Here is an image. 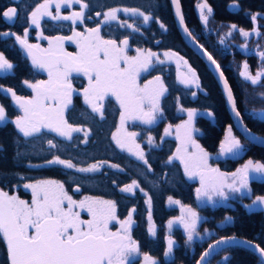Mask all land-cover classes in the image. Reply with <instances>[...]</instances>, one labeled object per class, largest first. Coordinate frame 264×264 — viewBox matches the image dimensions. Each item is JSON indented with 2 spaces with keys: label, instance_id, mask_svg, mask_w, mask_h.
Returning a JSON list of instances; mask_svg holds the SVG:
<instances>
[{
  "label": "trees",
  "instance_id": "16d2710c",
  "mask_svg": "<svg viewBox=\"0 0 264 264\" xmlns=\"http://www.w3.org/2000/svg\"><path fill=\"white\" fill-rule=\"evenodd\" d=\"M82 2L89 5L84 9L83 22L77 21L73 24L70 20H52L46 16L40 21L37 30H31L28 16L37 4L43 3V0H0V13L9 6L18 8V15L12 20L0 16V53L13 65L10 74L0 76V87L5 90L11 88L17 96L28 97L29 93L23 81L35 83L45 78V72L35 69L31 61L19 51L15 36H4V32L15 33L23 38L24 30L27 28L29 44L36 43L35 35L68 37L72 35L73 29L84 32L86 28L96 27L103 19L102 15L97 16L96 13L102 14L112 8L122 11L139 9L152 18L146 25L138 26L139 31L134 33L121 29L118 24L120 21L131 23L134 20L119 15L116 21L101 25V35L104 39H116L119 42L128 37L130 52L137 48L152 52H175L183 57L181 60L183 63L187 61V66L184 64L186 68L191 67L195 70L199 86L195 89L181 87L176 80L173 66L156 67L141 78V82H144L159 75L167 88L160 101L163 112L160 122L151 128L138 127L143 136H152L154 140L152 146L142 147L151 171L147 170L148 165L121 152L111 141L110 136L120 119L117 102L108 99L103 109V119L99 118L84 105L81 95L77 93L84 87L82 80L72 81L76 92L73 94L72 104L65 111V119L74 127H80L81 131L87 132L88 135L85 138L75 136L72 140H65L48 132H44L39 138H24L11 122L18 116V112L12 105L10 93L0 91V106L5 108L7 116V122L0 125V188L9 195H16L30 202V194L23 187L25 183L56 180L64 183L65 190L75 200L88 196L115 201L119 220L125 219L134 208L131 237L137 242L138 251L147 254L157 261V264H194L207 244L220 237L236 236L264 248V209L247 210L241 204L249 206L258 196H264V182L249 181L247 196L234 202L231 207L218 205L199 208L196 184L186 178L177 160L166 163L177 146L175 140L171 138L161 139L162 130L169 124L176 126L181 123L183 120L179 113L181 108L212 112L211 117L199 115L194 119V128L199 130L195 139L210 156L216 157L214 165L221 172L233 173L249 160L264 163V148L255 147L238 136L216 81L206 66L181 40L168 0H82ZM179 2L188 31L213 57L228 81L244 125L254 134L264 137V119L252 115V112L264 111V96L261 95L264 94V78L253 85L239 78L234 67L232 68L233 65L245 63L250 74L254 75L258 71L259 53L251 48L253 46L259 50L264 48V0H179ZM200 2H206L212 9L208 21V35L204 33L197 14L196 7ZM62 13L68 14L65 10ZM253 15L256 16L255 21L252 19ZM157 20L165 25L164 29L160 28ZM232 25H236L233 33L235 42H230L231 52L228 53L224 51L225 48L219 43V39ZM241 30L259 33L256 40L251 37L244 41L246 53H241L238 49L243 43L239 32ZM213 31L217 34L214 35ZM65 49L69 53H74L71 46H66ZM193 92L196 93L195 96L192 95ZM229 127L244 145V152L240 156L220 158L218 147ZM49 139L58 147L50 149L47 144ZM17 152L21 155L18 156ZM54 155L71 160L78 167H87L95 163L101 168L92 173H80L75 169H65L61 165H47L46 161L52 159ZM30 164L34 166L30 167ZM110 164L119 167L112 168L109 167ZM21 177L23 179H20ZM133 179L137 180L140 188H134L132 193H123L119 190L125 184H130ZM78 185L80 190L77 192L74 189ZM144 192L148 195L145 196ZM170 196L180 202L179 207L187 206L199 211L204 218L203 228L213 232L209 239L197 243L192 249L187 245L186 238L179 229L168 233V222L178 215V208L169 206ZM149 198L150 205L146 203ZM150 226L153 227L154 234L149 233ZM168 236L174 239L176 246L172 250V257L165 259V240ZM0 264H8L7 246L2 237ZM208 264H260V261L249 251L234 247L217 253Z\"/></svg>",
  "mask_w": 264,
  "mask_h": 264
},
{
  "label": "snow or ice",
  "instance_id": "6c2138e0",
  "mask_svg": "<svg viewBox=\"0 0 264 264\" xmlns=\"http://www.w3.org/2000/svg\"><path fill=\"white\" fill-rule=\"evenodd\" d=\"M176 6V15L180 18L183 25V17L180 13L178 0H172ZM55 5V15L49 11L50 5ZM73 4L80 5V11H74L70 15H61L62 5L71 7ZM87 3L82 0H43L35 6L28 16L30 25L40 26V18L43 16L51 17L52 20L77 21L83 22L85 15L84 9L88 8ZM201 11V20L207 22L208 15L212 9L207 3L198 4ZM204 9H207L205 14ZM121 9L112 8L102 14L97 12V16H103V19L97 23L96 27L86 28L84 32H77L73 29L72 35L68 37H38L47 39L48 48H41L38 44H29L27 40L28 29L24 30L22 38L15 33L4 32V36H15L16 41L27 52L31 59L32 66L35 69L47 73L46 80H38L31 83L27 80L23 84L31 89V97L17 96L11 89H3L12 96V100L22 115H18L11 121L19 133L25 138H39L44 134V130L56 133L60 137L71 139V133L80 132V127H74L65 119V111L72 104L73 94L76 89L73 88V78H87V86L83 88L82 95L84 103L91 109V112L98 114L103 119V109L106 99L115 98L120 108V124L116 131L112 133V140L121 150H127L148 165V171L151 166L145 158L141 145L135 142L138 133H126V137L120 135L123 132L125 121H140L144 125H152L163 115L160 101L161 97L167 92V88L161 76L157 75L152 80H148L143 86L137 81L142 73L149 72L153 63L164 64L156 53L137 48L135 56H129L127 49L129 47L128 37L119 40L104 39L101 35V25L110 21L117 20V12ZM125 13L139 15L143 17L146 24L152 18L139 9H123ZM18 15L16 6H9L0 13L6 20H12ZM253 21L256 16H252ZM159 23L160 28L165 25ZM120 27H127L133 31H139L133 24L124 21ZM233 29L236 25L231 26ZM184 31L188 33V29ZM191 35V33H188ZM241 35L247 37L249 33L241 30ZM71 41L75 43L78 51L73 54L64 50V42ZM223 42V41H221ZM204 54L212 64L216 61L206 51ZM164 56L168 60L176 59L177 63L183 60V57L177 53L167 51ZM264 59V53H261ZM155 58V61H154ZM187 66V61H184ZM13 65L0 53V70L12 69ZM219 71V65H216ZM191 79H183L181 83L195 84L199 86V80L195 70L188 67ZM245 80L251 81L256 85L262 76L264 69L258 71L255 76L248 72V65H244V70L240 72ZM221 80H224L223 73L220 74ZM224 90L227 93V101L232 106V111L237 118L241 114L236 109L233 93L227 82H224ZM196 95L195 92L192 93ZM264 96V94H261ZM184 111V109H179ZM195 110L188 109V119L182 124L175 126L176 140L178 141L176 151L170 155L166 163L179 160L183 165L184 173L189 178L199 177L200 187L196 189L198 200L206 201L211 204L215 199L227 200L230 194L240 193L248 188L250 173L264 174V163H254L249 160L242 168L228 174L221 172L218 168L209 165V153H207L193 138L194 132L199 131L191 126ZM212 116V112L207 113ZM7 116L5 108L0 106V122L6 121ZM242 123V121H241ZM172 125L169 124L164 129V137L171 135ZM245 131L249 130L245 127ZM88 133L85 132V137ZM252 140L256 137L252 136ZM163 140V137H161ZM131 141L134 147H128V141ZM86 142V140H85ZM149 145L154 144L153 137L147 139ZM47 144L50 149L58 147L53 140L49 139ZM243 145L232 135L231 127L226 132L225 139L221 141L220 153L238 155ZM17 155L21 153L17 152ZM47 165H61L65 169H75L80 173H92L99 169L98 164H90L87 167H78L71 160L61 159L59 156H53L46 161ZM33 167L34 165H29ZM109 167L118 168V165L110 164ZM123 171V169H120ZM20 179H23L21 177ZM115 183V182H113ZM23 187L31 191V201L20 199L16 195H9L7 191L0 188V237L3 238L7 246V256L9 264H130L131 258L138 252L137 242L132 239L130 229L133 225V213L131 209L128 216L119 220L116 215L117 205L113 200H105L94 197H84L82 200H75L65 190L64 183L56 180H38L34 183H25ZM134 188H140L137 180L133 179L130 184H125L119 190L123 193H132ZM79 191V185L74 189ZM143 191V189H140ZM147 196V192H144ZM168 200L172 204H179L170 196ZM259 202L264 205V196H258L253 203ZM150 205V198L146 200ZM187 209L188 220L185 219L184 210ZM182 215L179 222L184 225L188 235V240L193 239L196 233V226L199 217L197 213L187 206H182ZM86 212L89 219H81V213ZM230 219V218H229ZM151 220V215H149ZM115 221L120 225L116 231L109 228L110 222ZM175 221H169V227ZM149 233L154 234L153 227L148 228ZM198 235V233H197ZM235 237L222 238L215 244H209V249H214L220 244H226L235 241ZM259 253L260 264H264V248L259 245H251ZM173 241L168 240V249L165 252L167 256L172 250ZM206 251L197 261L202 264L204 258L208 255ZM144 259L150 264H155L152 258L145 254Z\"/></svg>",
  "mask_w": 264,
  "mask_h": 264
},
{
  "label": "rangeland",
  "instance_id": "374dc122",
  "mask_svg": "<svg viewBox=\"0 0 264 264\" xmlns=\"http://www.w3.org/2000/svg\"><path fill=\"white\" fill-rule=\"evenodd\" d=\"M201 3V2H200ZM200 3H198V4H200ZM198 4H197V14H198V17H199V20L201 21V23H202V25H203V28H204V33L206 34V35H208V33H207V28L209 27L208 26V21H209V18H210V16H211V14L210 15H208V20H207V22H205V21H202L201 20V11H200V9L198 8ZM63 10H65L66 12H68V14H63L62 13V11ZM81 9H80V5H78V4H73L71 7H67L66 5H62L61 6V9H60V14L63 16V15H70L72 12H74V11H80ZM49 11H51L52 12V14L53 15H55V5L54 4H52V5H50V7H49ZM204 12H205V14H207V9H204ZM117 18L119 17V15H122V16H124V17H127V18H131L132 20H134V21H132L131 23H128V24H133L136 28L138 27V26H142V25H146L144 22H143V17H141V16H139V15H133V14H131V13H125L124 11H118L117 12ZM46 16H43V17H41L40 18V21L42 20V19H44ZM116 21V20H115ZM110 22H112V21H110ZM109 22V23H110ZM114 22V21H113ZM122 22H124V21H120L118 24H119V26H120V24L122 23ZM30 28H31V30H37V27L35 26V25H30ZM121 29H124V30H128L129 32H136V31H133L132 29H129V28H127V27H120ZM215 29V28H214ZM234 30L235 29H233V28H231V27H229L228 29H227V31H225L224 33H222L223 34V36L221 37L220 36V39H219V43L221 44V45H223L224 46V48H225V52H231L230 51V47H231V44H230V42H235V41H233V33H234ZM214 33V35L215 34H217V33H215L216 31H213ZM240 33H241V31H239ZM257 33V32H256ZM221 34V35H222ZM259 34V33H258ZM38 37H40V36H37V35H35L34 36V38H35V40H36V43H34L33 45H36V44H38L41 48H48V46H49V43H48V40L47 39H43V38H38ZM241 37L243 38V43H241V45H239L238 46V49H239V52H241V53H246L247 52V49H246V45H244V41L245 40H248V38L250 37L249 35L247 36V37H245V36H243V35H241ZM27 39H28V36H27ZM221 41H223V42H221ZM41 44H44L45 45V47H44V45L42 46ZM248 44V43H247ZM66 46H71L73 49H74V53L73 54H75L77 51H78V49H77V47H76V45H75V43H72L71 41H65L64 42V50L67 52V50L65 49L66 48ZM237 46V45H236ZM264 47V46H263ZM251 49H253V51H255V52H257V53H259L258 54V57H259V59H260V64H259V68H258V71H261L262 69H264V59H262V57H261V53H264V48H262L261 50H259L258 48H256V47H252ZM130 48L128 47V49H127V54L129 55V56H135L136 55V51L134 50V51H132V52H130ZM145 51H147V50H145ZM260 51V52H259ZM154 53H156L157 54V56L159 57V59L160 60H164L165 61V63L164 64H158V63H153V65H152V69L150 70V71H152V70H154L156 67H161V66H173L174 67V69H175V72H176V80H177V82H178V84L181 86V87H183V88H189V89H195V88H197V85H195V84H192V83H189V84H184V83H181V80H183V79H185V78H187V79H191V74L188 72V68H186L185 67V65H184V63L182 62V61H179V63H177V61H176V59H172V60H168L165 56H164V53L165 52H154ZM154 61H155V58H154ZM244 65H245V63H240L239 65H231L232 66V68L234 67V69L236 70V73H237V75H238V77L239 78H241L242 80H244L245 82H250L251 83V81H249V80H245L242 76H240V72L241 71H243L244 70ZM11 71H12V69H8V70H0V76H5V75H8V74H10L11 73ZM149 71V72H150ZM257 71V72H258ZM149 72H146V73H142L141 74V76H140V78L138 79V81H137V83L140 85V86H143L148 80H152V79H148L147 81H144V82H141V78L143 77V76H145L147 73H149ZM248 72H249V69H248ZM256 72V73H257ZM249 74H250V72H249ZM250 75H252V74H250ZM256 74H254V75H252V76H255ZM44 76H45V78H44V80H46L48 77H47V73L45 72L44 73ZM262 78H264V76H262L261 77V79ZM73 79H78V80H82L83 82H84V87H86L87 86V78H85V77H82V76H80V77H75L74 76V78ZM260 79V80H261ZM83 87V88H84ZM26 89H27V92L29 93V96L28 97H31L32 96V91H31V89H29V88H27L26 87ZM82 90L83 89H81L80 91H77V93L78 94H80L81 95V98H82V100H83V103H84V98H83V95L81 94L82 93ZM166 94V93H165ZM164 94V95H165ZM163 95V96H164ZM163 96L161 97V99L163 98ZM10 98H11V100H12V96H11V94H10ZM27 98V97H26ZM108 99H114L115 100V98L114 97H112V98H108ZM107 101V100H106ZM118 104V103H117ZM84 105L91 111V109L84 103ZM118 106H119V104H118ZM179 113H180V115L182 116V118H183V120L181 121V123H179V124H182L184 121H186L187 119H188V115H187V110H184V111H180L179 110ZM18 115H22V114H20V113H18ZM96 116H98L99 118H100V116L98 115V114H95ZM199 115H203V116H208V117H211V116H209L208 114H207V112H201V111H195L194 112V115H193V118H192V122H191V126H192V128H194V119L197 117V116H199ZM252 115L254 116V117H257L258 119H261V120H263L264 119V111H257V112H252ZM15 120V119H14ZM160 119H158L157 120V122L155 123V124H152V125H144V124H142L140 121H125L124 122V125H123V132L120 134V135H122V136H124L125 138H127L126 137V133H130V132H136V133H138V135H137V137L135 138V142L136 143H138V144H140L141 145V149L143 150V146L144 145H146V146H152V145H149L148 143H147V139H148V137L149 136H143L142 134H141V131L140 130H138V127H145V128H151V127H153V126H155L156 124H158V122H160L159 121ZM7 122V120L6 121H3V122H0V125H4L5 123ZM120 124V119H119V121H118V123H117V126ZM14 125V124H13ZM117 126H116V128H117ZM14 127H15V125H14ZM165 127H167V126H165ZM165 127L163 128V130H162V137H163V139H167V138H171V139H173V140H175V142H176V146H177V144H178V141L176 140V129H175V126H173L172 127V130H171V135H169V136H166V137H164V129H165ZM116 128H115V130L114 131H116ZM15 129H16V127H15ZM195 129V128H194ZM17 130V129H16ZM228 130V129H227ZM227 130L225 131V134H224V137H223V140L225 139V135H226V132H227ZM113 131V132H114ZM17 132H18V130H17ZM44 132H48V133H51V134H53L54 136H56V137H59V138H62V139H65V140H72V138H74L75 136H81V137H83V138H85V133H83L82 131H80V132H73V133H71V139H69V138H66V137H60V136H58L56 133H53V132H49V131H47V130H44ZM19 133V132H18ZM20 135H22L21 133H19ZM196 135H197V132H194V134H193V138L195 139L196 138ZM232 135L236 138V139H238L237 137H236V135H235V133L232 131ZM23 136V135H22ZM112 137V134H111V136H110V138ZM152 137V136H151ZM25 138V137H24ZM196 140V139H195ZM222 140V141H223ZM239 140V139H238ZM111 141H112V143L116 146V144H115V142L112 140V138H111ZM197 142V141H196ZM241 145H243L242 143H241ZM128 147H134L133 145H132V143H131V141L129 140L128 141ZM243 147H244V145H243ZM242 147V149L240 150V152H239V154L238 155H234V156H240L241 154H243V152H244V148ZM116 148L118 149V150H120L121 152H124V153H126V154H128L129 156H132V157H134L135 159H136V157L135 156H133L128 150H127V148H125L124 150H121L120 148H118L117 146H116ZM177 148V147H176ZM216 159V157L215 156H210L209 155V161H208V163H209V165L211 166V167H213V168H217L215 165H214V160ZM137 160V159H136ZM139 161V160H138ZM179 163H180V161L179 160H177ZM140 162H142V161H140ZM248 161H246L245 163H247ZM254 162V161H253ZM244 163V164H245ZM254 163H257V162H254ZM181 164V163H180ZM243 164V165H244ZM243 165L242 166H240V167H238V168H242L243 167ZM181 167H182V169H183V172H184V168H183V165H181ZM101 167L99 166V169H100ZM237 168V169H238ZM236 171V170H235ZM234 171V172H235ZM228 174H231V173H228ZM184 175H185V173H184ZM186 176V175H185ZM186 178L187 179H189V180H191L192 182H194L195 184H196V189L198 188V187H200V180H199V177H194V178H189L188 176H186ZM249 181H258V182H264V174H256V173H250V178H249ZM248 181V182H249ZM29 194H30V197H31V191L30 190H26ZM247 194H248V189H244V190H242L240 193H234V194H230L229 195V198L227 199V200H219V199H215V201H214V203H211V204H209V203H207L206 201H203V200H198L197 199V204H198V207L199 208H201V207H205V206H210V207H215V206H217L219 203H222V206H224V207H231V206H233V203L234 202H236V201H239L240 200V198H243V197H246L247 196ZM82 199H84V197H80V198H78V199H76L77 201H79V200H82ZM31 201V200H30ZM244 207H246V209L247 210H255V209H264V205H262V204H260L259 202H257V203H252L251 205H249V206H246L245 204H243V203H241ZM169 206L170 207H175V208H178V215H177V217L176 218H173V219H171V221H175V223H173L172 224V226L171 227H169V222H168V224H167V231H168V233H170L172 230H175V229H179L182 233H183V235L185 236V238H186V243H187V245L190 247V248H192L193 249V247L197 244V243H201V242H203V241H206L207 239H209L211 236H212V234H213V232L211 231V230H207L206 228L204 229L203 228V223H204V218H203V216L199 213V211L198 210H195V209H192L193 211H195L196 213H197V216L199 217V220L197 221V226H196V233H194L193 234V239L191 240V241H189L188 240V235H187V232L185 231V228H184V225L183 224H181L180 222H179V217H181V215H182V207H179L178 206V204H172V203H170L169 202ZM188 208V207H187ZM184 216H185V219L186 220H188L189 218H188V216H187V209L185 208V210H184ZM90 217L87 215V213L86 212H82L81 213V219H85V220H87V219H89ZM134 226V223H133V225L131 226V229H130V235H131V230H132V227ZM109 228H110V230L111 231H116V230H118L119 228H120V225L118 224V223H116L115 221H112V222H110V224H109ZM197 233H198V235H197ZM168 240H172L173 241V245H172V250H173V248L176 246V242L174 241V239L172 238V237H170V236H168L167 238H166V240H165V246H166V250L168 249ZM138 247V246H137ZM172 250H171V252L166 256L165 255V259H170L171 257H172ZM144 256H145V254H141L139 251L137 252V254L134 256V257H132L131 258V261H130V264H146V261H145V259H144ZM152 261H155V260H153L152 259ZM147 264H150V262H147ZM155 264H157V261H155Z\"/></svg>",
  "mask_w": 264,
  "mask_h": 264
},
{
  "label": "water",
  "instance_id": "95a60500",
  "mask_svg": "<svg viewBox=\"0 0 264 264\" xmlns=\"http://www.w3.org/2000/svg\"><path fill=\"white\" fill-rule=\"evenodd\" d=\"M178 2H179V0H178ZM168 3H169V6H170V9H171V12H172V17H173L176 29L178 31V34H179L181 40L184 42V44L187 46V48L206 66V68L208 69V71L213 76L214 80L216 81V83H217V85L219 87V90H220V92H221V94L223 96L227 113H228V115L231 118V121H232V124H233V127H234L236 133L238 134V136L240 138L244 139L246 142L250 143L251 145H253L255 147H259V148H264V137L258 136L256 134H254L253 132H251L244 125L241 116H240V118H237L235 116V114L233 113L232 106L227 101V93L224 90V82L226 81L227 84H228V81L226 80L224 74H223L224 80H221V78H220V74L223 73L222 70L219 67V71H217L216 65H218V64L217 63H216V65L212 64L211 61L208 60L207 56L204 54V52L206 50L198 44V42L193 38L192 35L188 34V33H190L189 31H188V33H186L184 31V29L187 28V27L185 25V22L183 23V25H181L180 18L176 15V6L173 5L172 0H168ZM179 8H180L181 16L183 17L181 6H180V2H179ZM183 21H184V19H183ZM16 45H17L19 51L27 59H29L31 61V59L27 55V52L20 46V44L17 41H16ZM229 88H230V86H229ZM13 105L15 106L14 102H13ZM241 121H242V123H241ZM245 127L249 130L248 132L245 131ZM249 132L252 134V136L256 137L255 140L251 139V136H249ZM219 153H220V145L218 147V155H219ZM219 156H221V155H219ZM231 156L232 155L225 154V155H223L221 157L222 158H230ZM229 237H235L236 240L235 241H231V242L226 243V244H220V245H218L217 247H215L214 249H211V250L208 247L209 244H215V242L217 240H220L222 238H228V237H220V238H217L216 240L208 243L207 246L203 249V251L200 254V256L196 259L194 264H197V261L200 260L201 256L206 251H208L209 254L204 258V260L202 261V264H208V262L217 253L221 252L222 250L227 249V248H234V247L242 248L244 250L249 251L250 253L254 254L260 261L259 253L256 251L255 247L250 246L249 243H244V241L250 242L251 245H257V244H255L252 241H249V240H246V239H243V238H239V237H236V236H229ZM8 264H9V261H8Z\"/></svg>",
  "mask_w": 264,
  "mask_h": 264
},
{
  "label": "crops",
  "instance_id": "0c3cea01",
  "mask_svg": "<svg viewBox=\"0 0 264 264\" xmlns=\"http://www.w3.org/2000/svg\"><path fill=\"white\" fill-rule=\"evenodd\" d=\"M249 38H248V40L251 38V37H253V39L254 40H256L258 37H259V34L258 33H256V32H254V33H249ZM242 38V37H241ZM263 44H264V40H263Z\"/></svg>",
  "mask_w": 264,
  "mask_h": 264
},
{
  "label": "flooded vegetation",
  "instance_id": "af4514ba",
  "mask_svg": "<svg viewBox=\"0 0 264 264\" xmlns=\"http://www.w3.org/2000/svg\"><path fill=\"white\" fill-rule=\"evenodd\" d=\"M73 88H74V85H73ZM74 89H75V88H74ZM106 100H108V99H106ZM11 101H12V104H13V100H11ZM13 106H14V105H13ZM14 108L17 110L18 113L22 114V113L20 112V110L18 109V107L14 106Z\"/></svg>",
  "mask_w": 264,
  "mask_h": 264
}]
</instances>
